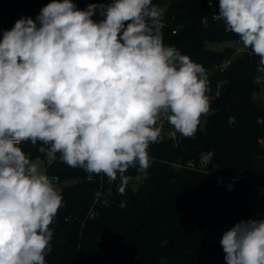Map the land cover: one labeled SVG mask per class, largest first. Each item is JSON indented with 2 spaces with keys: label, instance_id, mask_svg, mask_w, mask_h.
<instances>
[{
  "label": "clouds",
  "instance_id": "obj_1",
  "mask_svg": "<svg viewBox=\"0 0 264 264\" xmlns=\"http://www.w3.org/2000/svg\"><path fill=\"white\" fill-rule=\"evenodd\" d=\"M97 11L99 22L92 18ZM160 16L152 0H111L85 10L73 0H51L35 20L21 18L3 32L0 264H46L50 225L63 206L53 180L21 144L40 142L49 161L59 154L90 176L119 178L123 195L128 169L149 167L162 116L185 137L197 131L211 104L208 75L163 42ZM216 18L264 66V0H219ZM221 245L226 264H264V219L241 220Z\"/></svg>",
  "mask_w": 264,
  "mask_h": 264
},
{
  "label": "trees",
  "instance_id": "obj_2",
  "mask_svg": "<svg viewBox=\"0 0 264 264\" xmlns=\"http://www.w3.org/2000/svg\"><path fill=\"white\" fill-rule=\"evenodd\" d=\"M102 1L107 0L73 3L85 10L89 4L100 5ZM50 2L0 0V39L17 20H35ZM152 3L159 8L160 0ZM215 13L219 14V0H211V7L209 0H177L168 6L161 27L166 45L175 46L209 70L212 112L205 126L198 125L190 137H168L151 144L148 153L155 160L147 176L134 188V179L141 171L129 168L126 175L132 179L123 195L117 191L119 178L109 181L102 175L90 176L63 163L57 154L46 174L58 175L60 183L78 181L58 191L63 206L50 225L53 239L46 264H226L221 245L224 233L215 240L208 236L211 230L222 227L227 231L241 220H251L244 195L254 185L264 183V147L259 142L264 136V122L259 121L264 117V106L255 99L260 90L256 77L264 66L258 56L246 51L224 70L214 68L231 57L236 47L215 50L209 43L241 42L225 29L222 20L213 19ZM158 126L163 133L170 124ZM20 146L31 161L41 157L47 164L40 142ZM205 153H211L218 172L236 179L234 190L219 186L210 173L171 163L197 162ZM121 201L126 207L121 208Z\"/></svg>",
  "mask_w": 264,
  "mask_h": 264
},
{
  "label": "rangeland",
  "instance_id": "obj_3",
  "mask_svg": "<svg viewBox=\"0 0 264 264\" xmlns=\"http://www.w3.org/2000/svg\"><path fill=\"white\" fill-rule=\"evenodd\" d=\"M177 0H160V4H159V9L161 10V16H160V20L165 19L167 10H168V6L175 2ZM242 43L241 42H236V41H226L223 43H209L208 46L215 49V50H223L226 47H238L241 46ZM209 70H207L206 72H208ZM260 90L258 91L257 97L255 98L258 102L262 103V105L264 106V83L260 82ZM210 97V101H211V96ZM212 112V109L210 108L208 113L206 115H202L200 118V122L199 125L201 127L205 126L206 120L208 118V116L210 115V113ZM162 123L164 122V119L160 120ZM171 130H173V132L175 134H177L178 136L181 135L180 133H178L171 125L169 127L166 128L165 132L168 134V132ZM48 159V158H47ZM33 163L36 164L38 170L43 173L46 174V159H43L41 157H38L36 159H34L32 161ZM78 179H70L68 181H66L65 183H60L57 186H55L57 191H60L63 187L68 186L74 182H77ZM143 182V178L141 175L135 177L134 182H133V187L137 188L139 187V185ZM244 199L250 214V217H254L257 220L259 219H264V198L262 196V191L260 190L258 185H254L245 195H244ZM224 228H218L216 230H211V234H209L208 238H210V240H215L218 239L219 237L222 236V234L224 233Z\"/></svg>",
  "mask_w": 264,
  "mask_h": 264
},
{
  "label": "built area",
  "instance_id": "obj_4",
  "mask_svg": "<svg viewBox=\"0 0 264 264\" xmlns=\"http://www.w3.org/2000/svg\"><path fill=\"white\" fill-rule=\"evenodd\" d=\"M216 15H218V13H215L213 15V19L214 20H219V19L216 18ZM203 21L205 23H207L208 19L204 18ZM164 24H165V22L163 20H160V27H162ZM173 32L175 33L176 30H173ZM246 51L251 52L250 49L245 48L243 45L238 46L236 48L235 53L231 57L227 58L226 60H224L221 63L215 64L214 68L224 70L225 68H227L232 63V61H233V59L235 57H237L238 55H240V54H242V53H244ZM256 81L258 83H260V82L264 83V67H260L259 68L258 74H257V77H256ZM161 119H164V122L162 123L161 121H159L158 123L165 124L167 122V119L165 117L162 116ZM259 121L260 122H264V117L260 118ZM179 136L177 134H175L173 132V130L170 129L168 134L165 131L163 133H161L159 141H163L164 139H166L168 137H172L175 140H177V138ZM259 142L264 147V136H262L259 139ZM149 157H150V161H149V167H150L153 164L155 158L153 156H151V155H149ZM53 162L54 161H49L47 159V164H46L47 166L46 167L50 166ZM171 163L174 166L178 167V168L196 169V170L201 171V172L210 173V174L215 176L216 183L219 186L225 187V189L228 190V191H232L235 188V184H236V179L235 178L227 176V175H225L223 173H220L214 168V165H213L212 160H211V153H205L204 155H202L200 157V159L197 162L194 161V160H189L187 162H184V161L180 160V161L171 162ZM149 167L146 170H140L141 171L140 175L142 176V178L147 176ZM209 167H211V168H209ZM46 175H48L53 180L54 187L57 186L58 184H60V180H59L58 175H55V174L54 175L46 174ZM258 186H259L260 190L262 191V196L264 198V183L263 184H259Z\"/></svg>",
  "mask_w": 264,
  "mask_h": 264
},
{
  "label": "crops",
  "instance_id": "obj_5",
  "mask_svg": "<svg viewBox=\"0 0 264 264\" xmlns=\"http://www.w3.org/2000/svg\"><path fill=\"white\" fill-rule=\"evenodd\" d=\"M109 3H111V0L102 1L100 4L108 5ZM102 19H103V17L99 14V11H97L96 14H95V16H94V18H93V20L99 22ZM257 95H259V94L257 93L256 94V97H257ZM66 181H68V180H66ZM66 181H64L63 183H65ZM251 219H256V218L251 217ZM223 231H225V229Z\"/></svg>",
  "mask_w": 264,
  "mask_h": 264
},
{
  "label": "water",
  "instance_id": "obj_6",
  "mask_svg": "<svg viewBox=\"0 0 264 264\" xmlns=\"http://www.w3.org/2000/svg\"><path fill=\"white\" fill-rule=\"evenodd\" d=\"M209 168H211V167H209Z\"/></svg>",
  "mask_w": 264,
  "mask_h": 264
}]
</instances>
